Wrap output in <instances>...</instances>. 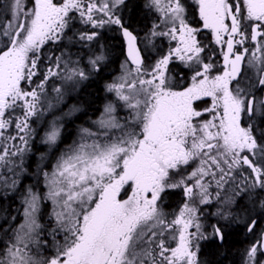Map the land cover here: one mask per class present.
I'll return each mask as SVG.
<instances>
[{
	"label": "snow or ice",
	"instance_id": "snow-or-ice-1",
	"mask_svg": "<svg viewBox=\"0 0 264 264\" xmlns=\"http://www.w3.org/2000/svg\"><path fill=\"white\" fill-rule=\"evenodd\" d=\"M128 8L0 0V202L20 204L0 215V264H210L202 249L234 230L253 237L242 264H264V0H143L142 32ZM105 26L126 52L122 73L69 143L83 109L47 85L56 77L70 94L103 70V46L86 67L70 47ZM65 39L41 73L45 45ZM170 193L182 197L172 213Z\"/></svg>",
	"mask_w": 264,
	"mask_h": 264
},
{
	"label": "flooded vegetation",
	"instance_id": "flooded-vegetation-1",
	"mask_svg": "<svg viewBox=\"0 0 264 264\" xmlns=\"http://www.w3.org/2000/svg\"><path fill=\"white\" fill-rule=\"evenodd\" d=\"M57 2H62V0H57ZM87 0H85V3ZM102 2V0H100ZM190 2V0H189ZM146 9L143 8V0H129V8L124 10L123 15L125 19L130 22L131 26L136 31H143L146 27H150L152 23V18L150 16H146ZM97 16L102 15L101 13H97ZM76 29L84 30L87 29L88 31H93L90 25H83L79 23V17L77 16L76 20ZM96 32L99 33L96 40H94L91 45L89 46H82L81 43H76L70 47L71 58L73 60L79 59L81 61L82 66H87L89 55L99 49L101 46L107 51L108 54V61L106 65L103 67V70L100 73H95L90 76V78L86 81L81 82L74 90L70 91L69 94V85L64 81L53 77L47 85V93L49 96H54L55 93L52 91L54 86L63 87L66 90V96L68 97V103H75L78 104L83 111L75 118V122H69L64 130V136L67 142H71V140L75 137L77 128L80 125H88L90 124L91 120L98 117L100 110L102 109L104 103H106L108 98H111L110 94L104 91L105 85L107 83H111L113 80L117 79L120 74L122 73L121 64L126 59V52L123 50V45L121 43V39L114 31L110 30L107 26L103 28L95 29ZM201 40L210 39V34L202 33L200 36ZM117 43L119 47L118 56L114 57V50L111 49V43ZM67 44V40L65 39L62 43L59 44H47L45 45L43 52L45 59L41 61V68L40 71L43 73L46 70V65L48 63L46 57L51 53L54 56H60L62 51H66L65 45ZM86 44V42H85ZM163 44L165 45L164 51L167 50V41L164 40ZM143 47V45H141ZM219 49H217V53ZM67 58V56L65 57ZM219 58V57H218ZM42 77L38 76L35 79L39 80ZM92 90L94 93L96 92L98 97L96 101L90 102L88 91ZM87 94V95H86ZM96 96V95H95ZM43 121H34L33 127L40 130ZM43 133L41 132V135ZM43 146L39 144L37 140L35 143L36 148H42ZM4 175L2 170L0 176ZM182 197L170 193L166 196V204L168 205L167 211L172 213L178 211L180 206V200ZM20 206L17 204V200L15 201H3L0 202V215L4 213V210L7 209L10 213H15ZM214 221V218L209 216L208 219L205 221V225H209ZM261 226H264V219L260 221ZM235 233V234H234ZM233 235H237L239 242L242 244L241 247V256L243 254V250L248 246L249 242L253 239V237L248 236L246 237L243 231L234 230L228 237H232ZM226 238V240H227ZM229 239V238H228ZM225 240V242H226ZM225 244V243H224ZM208 249V250H207ZM217 249L215 246L209 247L205 246L202 249L201 260H204V256L206 255V250L209 251L211 257L214 259L216 256Z\"/></svg>",
	"mask_w": 264,
	"mask_h": 264
},
{
	"label": "trees",
	"instance_id": "trees-1",
	"mask_svg": "<svg viewBox=\"0 0 264 264\" xmlns=\"http://www.w3.org/2000/svg\"><path fill=\"white\" fill-rule=\"evenodd\" d=\"M110 45L111 49L108 48V50H114L112 53H114V57H117L119 53L117 48L119 45L113 42ZM87 94L89 96L90 102L97 100L98 95L96 92L94 93V91L89 90ZM228 238L223 247L217 249L214 259L211 257V254L209 251H207V249L204 260L206 262H210V264H242L240 260L242 244L239 242L238 236L232 234V237L230 236Z\"/></svg>",
	"mask_w": 264,
	"mask_h": 264
},
{
	"label": "rangeland",
	"instance_id": "rangeland-1",
	"mask_svg": "<svg viewBox=\"0 0 264 264\" xmlns=\"http://www.w3.org/2000/svg\"><path fill=\"white\" fill-rule=\"evenodd\" d=\"M2 22H3V21L1 20L0 23H2ZM120 75H121V74H120ZM16 114H17V115H22V109L17 108V109H16ZM9 132H10L11 134L14 135V134L16 133L15 127L12 126V127L9 129ZM15 143L19 144L20 142L17 140V141H15ZM33 151L35 152V149H33ZM33 168H35V165H33ZM1 170H2L3 174H5L6 170L3 169V168H0V173H1ZM17 204L20 206V204H19V200H18V199H17ZM240 260H241V262H242V256H241V255H240Z\"/></svg>",
	"mask_w": 264,
	"mask_h": 264
}]
</instances>
